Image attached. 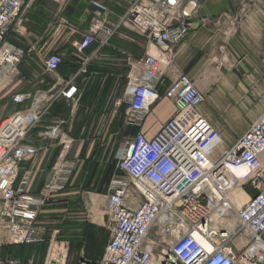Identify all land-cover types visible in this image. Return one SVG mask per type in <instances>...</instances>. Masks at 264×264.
Masks as SVG:
<instances>
[{
  "label": "built area",
  "instance_id": "built-area-1",
  "mask_svg": "<svg viewBox=\"0 0 264 264\" xmlns=\"http://www.w3.org/2000/svg\"><path fill=\"white\" fill-rule=\"evenodd\" d=\"M29 1L0 0V100L11 96L20 106L0 120V248L47 243L42 264H67L69 242L57 240L54 232L47 239L38 217L50 199L66 188L76 167L77 162L65 160L73 139L63 132L59 120L37 133L39 139L58 140L62 150L48 181L32 194L27 191L30 167L18 180L21 164L33 162L37 154L32 131L59 101L66 103L72 116L76 114L81 85L87 83L97 54L88 50L96 43L99 49L107 46L122 29L146 38L157 49V54L146 53L135 62L114 102L115 115L124 109L126 127L140 126L161 97V69L170 61L172 47L191 31L199 5L197 0H119L124 13L112 22L107 7L95 0L96 18L74 43L76 71L66 79H55L48 90L16 93L24 51L7 37ZM102 13L106 16L101 17ZM62 63V54L47 51L40 77L56 73ZM163 97L175 103L176 112L153 138L139 132L117 150L116 166L123 175L112 177L107 186L109 239L97 262L85 261L80 249L79 264H264V167L260 159L264 110L213 161L210 152L218 136L198 112L205 98L194 80L176 74ZM246 185L256 194L236 208L231 196ZM0 264L20 262L0 255Z\"/></svg>",
  "mask_w": 264,
  "mask_h": 264
},
{
  "label": "crops",
  "instance_id": "crops-1",
  "mask_svg": "<svg viewBox=\"0 0 264 264\" xmlns=\"http://www.w3.org/2000/svg\"><path fill=\"white\" fill-rule=\"evenodd\" d=\"M93 1L28 2L18 22L11 25L7 40L24 51L18 70L21 82L25 80L32 85L17 86L13 92L48 90L55 79H66L76 71L74 43L96 18ZM98 1L110 11L108 17L112 22L124 13V5L119 0ZM197 1L198 12L192 20L201 21V25L172 47V57L161 69L158 84L161 97L140 126L126 127L124 109H119L115 115L114 102L122 94L127 74L135 62L146 53L157 54V49L146 38L122 29L107 46L100 49L97 43L92 46L90 52L97 51V54L86 75L87 83L81 85L83 93L76 114L72 116L66 103L59 101L32 131L31 140L37 154L33 162L21 164L18 177L19 180L31 168L27 191L32 194H37L48 181L62 150L58 140H42L37 133L59 120L63 122V132L73 139L65 160L77 162L76 167L66 188L43 207L38 225L46 228L44 224L56 218L55 229L51 230L54 232L65 230V226L61 229L59 225L69 223L66 231L71 232L70 236L85 235L83 253L89 261H99L106 245H101L98 259H93L95 253L91 247L86 251L94 237L107 230V186L112 177L123 175L116 166V152L139 132L153 138L176 112L175 103L163 97L166 86L176 74H187L205 98L198 112L218 136L210 152L213 161L233 146L264 110V0ZM104 16L106 14L102 13L101 17ZM47 51L62 54L63 63L56 73L44 76L42 84V57ZM78 82L81 83V79ZM104 88L108 89V94L101 106L96 101ZM0 102L2 107H8L0 119L20 109L11 96ZM260 159L264 167V153ZM261 189L264 190V180ZM255 194L256 191L246 185L235 190L231 201L239 208ZM68 215L74 217L73 223L66 220Z\"/></svg>",
  "mask_w": 264,
  "mask_h": 264
},
{
  "label": "rangeland",
  "instance_id": "rangeland-1",
  "mask_svg": "<svg viewBox=\"0 0 264 264\" xmlns=\"http://www.w3.org/2000/svg\"><path fill=\"white\" fill-rule=\"evenodd\" d=\"M21 77L22 76H19V79ZM26 84H28L29 86L32 85V83H25V80H22V82L18 85L17 88H19L21 86H24ZM34 87L35 86H33V88ZM35 90H33V91H35ZM7 109H8V107H6V108L2 107V103L0 102V118L2 117V115L4 113H7L6 112ZM106 210H107V208H106ZM106 214H107V211H106ZM68 217L69 218H67L66 220H68L69 222H72V220H74L73 219L74 218L73 216H69L68 215ZM53 219H55V220H53ZM107 219H108V217H107ZM55 222H56V218H52L51 219V222H46L44 224V226L46 227L45 230H47L46 231V234H47V237L46 238L47 239H49L53 235V232H51V230L55 229L54 228L55 227V225H54ZM106 227H107V224H106ZM54 235H55V237H56L57 240H59L58 237H59V235H61L63 237V240H59V241H65L66 240V242H69V238L73 237V236H70L71 235V232L66 231V230H61V231L56 230V231H54ZM99 238H102V240H101L102 243L101 244H106V242L109 239L108 229L106 231H103L102 232V235L100 234ZM46 242H47V240H46ZM101 244L98 243V242H96V241H94L93 242V245L94 246L89 245V247L87 248L86 251H88V249L91 247L94 250V253L97 254L100 251V249L103 248L101 246ZM45 245H46V248H47V243ZM83 249H85V248H83ZM45 251H46V249H42V245L41 244H38V246L35 245V244H33L31 247L18 249V254L19 255H22V256H26V257L29 256L30 257L25 262V264H28L29 261H32L33 264H42L43 263V260H44V256H45ZM80 251L81 250H79V249L78 250L73 249V251L71 253H69V249H68V263L67 264H79V260L81 259ZM83 252H84V250H83ZM83 255H84V253H83ZM12 258L15 259V260H18L20 262V264H22V262H21V260L19 258H14V257H12ZM98 258H99V256H96L95 255V257L93 259H98ZM85 261L88 262L89 260L85 259ZM89 262H94V261H89Z\"/></svg>",
  "mask_w": 264,
  "mask_h": 264
},
{
  "label": "trees",
  "instance_id": "trees-1",
  "mask_svg": "<svg viewBox=\"0 0 264 264\" xmlns=\"http://www.w3.org/2000/svg\"><path fill=\"white\" fill-rule=\"evenodd\" d=\"M92 48V47H91ZM89 49L88 52H90L92 49ZM91 69V67H89V70ZM49 88V87H48ZM103 91V92H102ZM102 94L101 96L99 97V100L96 101L97 104L99 102V104L102 106L104 105L105 103V99L107 98V94H108V89L107 88H104L102 89ZM67 223V222H66ZM64 226L66 228L70 227V224L67 223V224H60L59 227L62 229H64ZM65 228V230H66ZM102 235V234H101ZM59 240H63V237L61 235H59L58 237ZM86 237L84 235V237H71L69 238V253H71L73 251V249H76V250H80L82 248H85L86 247ZM102 238H99V236H96L94 237V239L91 241V245H93V242L96 241L98 243H102ZM42 245V249H46V245L45 244H41ZM102 245V244H101ZM32 245H8V246H2L0 248V255L2 256H9V257H14V258H19L22 262V264H25V262L30 258L29 256H22V255H19L18 254V249H21V248H27V247H31ZM38 246V245H37ZM29 249V248H28ZM84 250V249H83ZM30 254V253H29ZM98 254V253H97ZM97 254L95 253L94 254V257L95 255L97 256ZM84 256V255H83Z\"/></svg>",
  "mask_w": 264,
  "mask_h": 264
},
{
  "label": "water",
  "instance_id": "water-1",
  "mask_svg": "<svg viewBox=\"0 0 264 264\" xmlns=\"http://www.w3.org/2000/svg\"><path fill=\"white\" fill-rule=\"evenodd\" d=\"M201 25V21L192 22L190 24L191 30H196Z\"/></svg>",
  "mask_w": 264,
  "mask_h": 264
}]
</instances>
